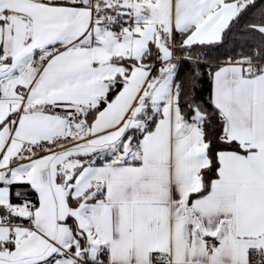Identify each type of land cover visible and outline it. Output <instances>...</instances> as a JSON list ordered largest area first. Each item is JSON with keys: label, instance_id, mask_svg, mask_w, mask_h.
I'll list each match as a JSON object with an SVG mask.
<instances>
[{"label": "snow or ice", "instance_id": "snow-or-ice-1", "mask_svg": "<svg viewBox=\"0 0 264 264\" xmlns=\"http://www.w3.org/2000/svg\"><path fill=\"white\" fill-rule=\"evenodd\" d=\"M0 264H264V0H0Z\"/></svg>", "mask_w": 264, "mask_h": 264}]
</instances>
